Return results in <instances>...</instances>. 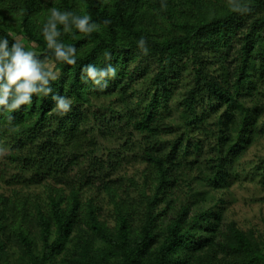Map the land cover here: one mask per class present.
<instances>
[{
    "label": "trees",
    "instance_id": "16d2710c",
    "mask_svg": "<svg viewBox=\"0 0 264 264\" xmlns=\"http://www.w3.org/2000/svg\"><path fill=\"white\" fill-rule=\"evenodd\" d=\"M53 7L98 25L62 33L75 65L55 61L41 34ZM0 37L24 39L59 73L47 97L0 111V165L20 185L0 192V264H264V217L260 230H242L224 197L261 130L263 106L247 99L264 80V0H0ZM106 52L117 75L99 90L82 69L103 67ZM186 72L190 86L174 101ZM140 80L147 97L118 128L130 138L98 156L84 108L114 92L122 100ZM53 94L73 98L67 114H55ZM130 153L138 177L117 173Z\"/></svg>",
    "mask_w": 264,
    "mask_h": 264
},
{
    "label": "rangeland",
    "instance_id": "374dc122",
    "mask_svg": "<svg viewBox=\"0 0 264 264\" xmlns=\"http://www.w3.org/2000/svg\"><path fill=\"white\" fill-rule=\"evenodd\" d=\"M236 40L237 39L234 40L233 46H236L237 49L238 45ZM17 41L22 43L26 49L33 51L32 45L28 44L24 39L17 38ZM234 58L235 52L232 50L225 60L224 66L231 70L234 66ZM215 66H217L216 63L212 65V67ZM148 68L154 71L152 65H148ZM152 71L149 72L151 75ZM146 84L147 83L143 80L138 81L134 89L122 100L121 97L118 96V92H114L112 96L94 100L91 106L84 108V110L89 111L87 126L96 141V154L98 156H105L108 151L112 149L116 150L127 138H130L127 135L129 134L127 133V131L129 132L128 129L124 133H120L118 128L124 126L125 119L123 115L126 112H129V110H134V112H136L139 109L136 107L139 101L141 105H143L147 97ZM189 86L190 77L186 72L175 82L174 101H178ZM256 88L253 97L247 100L251 104L257 102L259 106H263L260 115L261 130L249 149L235 162V175L231 177V183L228 189L225 190L226 192L224 195L226 200L227 219L230 218L234 220L237 226L245 231L260 230L262 228L261 219L264 217V184H261L260 179L257 177L261 172L257 169V166L262 167L261 161L264 160V80H258ZM175 103L176 102H173V104ZM208 118L207 122H211L214 118V114L209 115ZM120 134L122 138L118 140ZM5 151L6 149L0 146V157L4 156ZM126 159L127 161H124V163L120 165L117 173L127 176L135 174L138 177V171L141 169L138 158H132L130 153L127 155ZM15 173L16 170L13 167L4 169V167L0 165V184L2 186L0 192L3 191L4 188L8 189L20 186L18 183L15 184L12 181ZM99 197L104 198L103 193H101ZM103 200L102 206L104 216L111 222V218L108 216V214H110V205L106 203L107 199Z\"/></svg>",
    "mask_w": 264,
    "mask_h": 264
},
{
    "label": "clouds",
    "instance_id": "9594fccd",
    "mask_svg": "<svg viewBox=\"0 0 264 264\" xmlns=\"http://www.w3.org/2000/svg\"><path fill=\"white\" fill-rule=\"evenodd\" d=\"M234 10L240 11L241 6L233 3ZM104 23H108L105 21ZM98 25L88 14L78 15L72 11L51 8L40 31L46 46L51 50L55 61L67 65L77 63V49L72 44L64 43L62 33L74 35V30L82 34H91ZM137 46L145 53L148 51L143 38L137 41ZM106 63L103 67L96 64L85 65L81 79L93 87L103 90L109 81L116 77L117 68L111 61L109 52L105 54ZM59 73L53 63L42 60L34 51L26 50L20 42H12L6 37H0V111L13 113L23 106H29L34 96L47 97L52 93L51 82L56 81ZM54 112L59 116L67 114L74 104L73 98L67 95H52ZM11 120V116H9Z\"/></svg>",
    "mask_w": 264,
    "mask_h": 264
}]
</instances>
